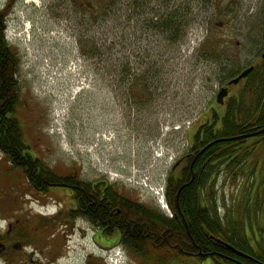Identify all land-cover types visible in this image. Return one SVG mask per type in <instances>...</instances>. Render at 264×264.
Returning <instances> with one entry per match:
<instances>
[{
  "label": "rangeland",
  "instance_id": "374dc122",
  "mask_svg": "<svg viewBox=\"0 0 264 264\" xmlns=\"http://www.w3.org/2000/svg\"><path fill=\"white\" fill-rule=\"evenodd\" d=\"M66 1L0 0V10L10 14L7 35L12 37L19 32L24 42L19 43L20 47L14 45L20 60L19 77L34 93H29V108L20 109V120L36 125L41 111L40 121L47 123L48 107L56 108L58 112L51 117L59 114L61 121L50 136L52 148H56L48 156L50 163H73L82 171L115 177L120 180L119 187L136 191L157 205L155 190L163 186L175 150L185 144L188 122L202 119L201 114L215 99L229 69L255 61L260 52L264 0H231V12L220 18V25L214 28L205 21L204 10H198L201 5L194 4V23L180 44L165 41L153 30L144 31L135 15L127 21L110 17L85 32L76 20L77 13ZM151 6L155 3L151 2ZM208 32L212 41L214 34L223 40L216 49L220 54L218 61L203 59L197 51ZM80 40L87 51H91L90 42L104 43L111 51L85 57L80 51ZM95 48L99 52L97 45ZM150 65L157 71L153 79L156 91L146 108L161 111L133 117L129 125L122 112L127 91L124 82L119 81L121 68L127 66L132 73L141 74ZM76 78L79 82L73 84ZM64 85L72 87L71 93L80 99L73 103L63 97ZM186 109L192 111L184 114ZM156 119L162 125L155 127ZM218 179V204L222 206L224 199L231 205L241 180L235 183ZM79 253H72V263H81ZM187 262L184 264H195L192 260ZM129 264L138 263L132 260Z\"/></svg>",
  "mask_w": 264,
  "mask_h": 264
},
{
  "label": "flooded vegetation",
  "instance_id": "af4514ba",
  "mask_svg": "<svg viewBox=\"0 0 264 264\" xmlns=\"http://www.w3.org/2000/svg\"><path fill=\"white\" fill-rule=\"evenodd\" d=\"M2 11L4 12L3 9ZM262 46L255 62H249V64L261 63L264 58L262 57L264 46ZM81 79L83 78L81 77ZM231 79L225 78L220 82L219 89L222 87L227 89V95L223 98V102L218 103L215 97L207 104L203 114H201L202 119L188 122L184 134L185 144L180 149L175 150L171 165L168 167L179 180L189 179L190 182L196 177V184L199 186H203V182L207 181L205 187L200 188V192L203 197L202 210H205L208 215L209 225L212 214L209 195L211 176L223 177L234 182L232 179L234 175L239 176L241 174L240 168L243 167L241 154L243 152L240 148L241 145L236 142L238 145L236 144V151L231 154V157L238 159V162L234 164L231 159L230 167L225 166L226 163L222 162L215 173H211L212 161L209 154L203 156V159L200 158L218 140L208 142L198 149H193V147H195V142L198 139H202L206 129V121L211 119L212 113H217L221 120L226 113L227 101L238 95L244 78L237 84L229 85L228 82ZM78 80L77 78L74 79L73 84L78 83ZM12 82L14 84L13 101L8 115L15 116L20 124L14 126L18 138V141H15V150H11L14 148L10 147L12 143L9 140L5 144L0 142V264H74L71 260L75 250L80 252V264H113V256L117 254L122 255L125 259L123 264H129L135 259L150 260L153 258L165 259L169 264H174L179 260H185L186 263L192 260L195 261V264H203L207 260L210 264H244V261L251 264H261L260 260L255 257V249L258 248L257 242L260 239L257 227L261 222L252 220L248 223L246 219L242 221L244 224L242 231L249 240L250 253H245L230 242L223 240L222 232L219 236L212 235L211 232L209 233L210 227L208 228L203 222L200 223V228L206 235V239L224 248L225 251H211L195 241H191L193 248L190 247V249L179 247L178 249H167L165 253L147 251L143 254H137L130 252L127 246L132 241L127 236V228L122 229L125 226L121 223L125 216L131 210L142 211L143 213L149 211V216L156 226H161V224L171 222V220L186 224L179 203L176 202L174 209L170 208L167 203L166 207L161 208L158 205L148 203V200L141 194L135 193L136 191L119 187L120 183L115 180V177L101 173H88L73 163H70L69 166L66 163H63L64 166L58 164L61 163L58 160L54 161V165L50 163L48 156L52 154L53 148L56 149L55 146L52 148L50 142L51 133L56 127L51 114L58 111L56 108L48 107L45 114L48 119L47 123L40 121L41 111H39L36 125L24 124L20 120L19 112L21 108H29L30 102H32L30 94L34 93L16 72ZM69 87V85H64L63 97L65 96L66 99L75 103V100L80 98H76L78 94H72V87ZM127 87L129 89V85ZM126 97V104L122 112L125 113L129 125L133 122V117H140L145 114L152 115L161 111L160 109H147V105H144V108H138L129 93ZM2 98V87L0 86V107L3 103ZM191 111L192 109H186L183 113L189 114ZM42 114L44 115L43 111ZM150 121L153 122V120ZM154 123L155 127L162 125L160 119H156ZM71 126L69 125V127ZM181 128L182 126H179V129ZM257 134L259 132L235 138L253 137ZM136 138L139 137L136 136ZM36 160H40L50 169L49 174L51 171L53 172V179L48 173L45 174L40 171V168L35 164ZM255 176L252 183H247L250 202L255 200V188L252 187L255 183ZM242 190L243 187H239V192L231 205L222 201L225 204L222 203V206L218 204L216 207V213L223 225L226 226V223L231 219L239 222L243 216V207L238 205L242 202ZM95 198L99 203H103L104 211L101 212L100 205L95 204ZM228 209L231 211L230 214ZM113 217H118V219L114 221L112 220ZM143 218L146 220L147 215ZM186 228L188 229L187 226ZM235 232L232 237L234 239L243 234L241 230ZM162 235L163 232L159 237L145 238L146 245H150L152 248L157 244L179 246V243L170 236L163 237ZM217 240L231 245L235 250L227 248Z\"/></svg>",
  "mask_w": 264,
  "mask_h": 264
},
{
  "label": "trees",
  "instance_id": "16d2710c",
  "mask_svg": "<svg viewBox=\"0 0 264 264\" xmlns=\"http://www.w3.org/2000/svg\"><path fill=\"white\" fill-rule=\"evenodd\" d=\"M67 1L71 4L74 12L77 13L78 16L76 17V20L78 19L77 22L85 32L90 31L95 26H98L100 22L106 21L110 17H116L117 19L124 18V21H127V19L134 18L135 15L144 31L153 30L162 35L165 41L177 44L184 41L192 27L191 25L194 23V4H197L199 7L201 5L198 10H204L206 14L205 21L208 25L214 28L219 25L218 20L220 18L227 17L228 13L231 12L232 3L231 0H226V3H224V0ZM151 2H154L155 6H151ZM130 10H132L131 14L129 13ZM4 15L5 13L0 10V86L2 87L3 97V103L0 107V142L5 144L7 143V140H9V142L12 143L10 147L14 148L15 141H18L17 132L14 126L19 125L20 123L15 116H9L8 112L11 111V103L13 101L14 84L12 78L14 77L15 72L19 74L20 60L14 46L9 44L4 37ZM210 33L211 32H208L205 42L199 46L197 51L203 59L218 61L217 59H219L218 56L220 54L217 53L216 49L223 43V40L221 37L216 38V35L214 34L215 40L212 41V39H209ZM262 35V44L264 46V31ZM96 45L98 46L99 52L96 51ZM90 46L91 51H87L83 46V41H79L80 51L83 56L87 57L90 54V56L93 57L96 53H100L102 56L106 51H111V47L108 46V48H106L104 43L98 45L95 42H90ZM249 66L251 65L247 62L241 67H233L226 73L225 78H233ZM155 74H157V71L155 66L152 65L148 67V70L143 71L141 74L132 73L127 66H124V68L122 66L120 73L122 76L119 81L124 82L127 93L131 95V99L135 102L138 108H144V105L149 106L152 103L155 95L153 80L154 77H156ZM129 77L131 78L130 81ZM128 85L129 89L127 87ZM212 114L211 119L208 122L206 121V129L204 130L202 139H198L197 142H195L196 144L193 149L201 148V146L208 142L218 140L213 143L200 158L203 159V156L209 154L212 161L211 173H215L222 162L226 163L225 166H231V154L235 153V146L238 144L241 145L240 148L243 152L241 154L243 167L241 166L240 168L241 174L239 176L234 175L232 179L235 183H237L239 179L241 180V184H244L242 186L240 185V188L243 187V198L242 202L238 204L239 206H243V216L240 218L239 222L231 219L226 223V226L222 224L216 213V207L219 203V191L216 183L219 179L212 175L209 187L212 214L211 224L209 225L208 215L205 210H202L203 197L200 192V188L203 186L205 187L207 181L205 180L203 182V186H199L196 184V177L190 182L189 179L179 180L178 177L174 175L171 168H169L165 175L164 197L166 203L172 209H174L176 202L179 203L186 224L184 222L182 223L171 220V222L156 226L149 216V211L143 213L142 211L131 210L130 213L125 216L124 221L121 222L125 226V228L122 229L127 228V236L132 241L130 245L127 246L130 252L137 254H143L147 251L165 253V250L167 249H178L179 247L190 249V247L193 248L191 241H195L197 244H200V246L211 251H225L224 248H221L212 243L209 239H206V235L200 228V223L203 222L208 228L210 227L209 233L211 232L212 235L219 236L222 232L221 236L223 240L230 242V244L245 253H250L249 240L242 231L244 229L242 221L246 219L248 223L252 220L261 222L257 227V231L260 234L258 237L260 239L257 242L258 248L255 249V257L260 260L261 264H264V132L253 137H241L229 140V138L245 136L254 132L257 133L264 129V58L260 64L253 65L252 70L244 78L243 84L238 90V95L231 97L227 101L226 113L221 120L217 113L213 112ZM201 140L202 142H200ZM236 142H238V144ZM15 149L16 148L11 150ZM215 160L218 161L215 163ZM232 161L235 164L238 162V159L233 158ZM35 164L40 168L42 173L49 174L50 169L43 164V162L36 160ZM49 175H51L52 179L54 178L52 171ZM254 176L255 180L257 178L258 181L257 183L255 181V200L250 203L248 202L247 183H252ZM94 202L95 204L100 205L99 208L101 212L104 211L102 207L103 203H99L96 198L94 199ZM228 213H231L230 209H228ZM146 215L147 218L145 220L143 217ZM116 219H118V217L112 218L114 221ZM238 230H241V233L243 234L235 239L232 238L236 233L235 231ZM162 232L163 237L170 236L174 241L179 243V246L172 247V244H157L152 248L150 245H146L145 238L159 237ZM135 260L138 264H169V262L162 258ZM239 260L242 261L243 259ZM174 263L184 264L186 261L179 260ZM244 264L251 263L244 261Z\"/></svg>",
  "mask_w": 264,
  "mask_h": 264
},
{
  "label": "water",
  "instance_id": "95a60500",
  "mask_svg": "<svg viewBox=\"0 0 264 264\" xmlns=\"http://www.w3.org/2000/svg\"><path fill=\"white\" fill-rule=\"evenodd\" d=\"M220 25V24H219ZM262 57H264V52H263V54H262ZM252 66H249V67H247V68H245L244 70H242L237 76H235L234 78H232L229 82H228V84L230 85V84H237L241 79H243V78H245L247 75H248V73L252 70ZM227 95V89L226 88H220L219 90H218V92H217V94H216V100H217V102L218 103H222L223 102V98L225 97ZM262 132H264V129H262V130H260L259 131V133H262ZM217 242H220L221 244H224L227 248H229V249H232V250H235V249H233L232 248V246L231 245H229V244H226V243H223V242H221L220 240H217ZM239 254H241V255H244L243 253H240V252H238ZM244 256H246V255H244Z\"/></svg>",
  "mask_w": 264,
  "mask_h": 264
},
{
  "label": "bare ground",
  "instance_id": "6f19581e",
  "mask_svg": "<svg viewBox=\"0 0 264 264\" xmlns=\"http://www.w3.org/2000/svg\"><path fill=\"white\" fill-rule=\"evenodd\" d=\"M28 2H35V0H27ZM5 17H4V28H3V33H4V37H5V39H6V32H7V28H8V18H9V16H10V14H6L5 13V15H4ZM251 62H255V61H251ZM252 67H253V65L252 64H250ZM234 139H237V138H235V137H233V138H229V140H234Z\"/></svg>",
  "mask_w": 264,
  "mask_h": 264
}]
</instances>
